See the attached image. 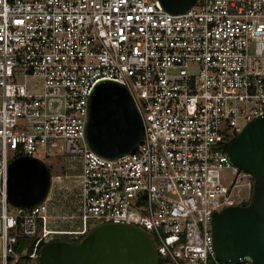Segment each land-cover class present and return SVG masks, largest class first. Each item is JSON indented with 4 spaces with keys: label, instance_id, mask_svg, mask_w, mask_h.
Returning <instances> with one entry per match:
<instances>
[{
    "label": "built area",
    "instance_id": "1",
    "mask_svg": "<svg viewBox=\"0 0 264 264\" xmlns=\"http://www.w3.org/2000/svg\"><path fill=\"white\" fill-rule=\"evenodd\" d=\"M103 80L125 86L142 123L118 157L86 138ZM263 113L264 0L176 13L159 0H0V264H38L40 245L103 223L145 230L162 264H252L216 259L211 220L252 201L254 177L225 147ZM22 155L78 162L75 228L49 227L52 177L38 204L8 202V164ZM23 237L33 247L18 253Z\"/></svg>",
    "mask_w": 264,
    "mask_h": 264
},
{
    "label": "water",
    "instance_id": "2",
    "mask_svg": "<svg viewBox=\"0 0 264 264\" xmlns=\"http://www.w3.org/2000/svg\"><path fill=\"white\" fill-rule=\"evenodd\" d=\"M170 12H182L196 0H159ZM142 123L134 102L122 84L99 81L89 102L86 138L101 156L118 157L135 149ZM238 169L254 177L252 201L225 207L212 216V239L217 260L264 264V113L255 117L226 144ZM50 172L36 157L22 155L7 168V200L28 208L43 201L49 191ZM154 240L132 224L103 223L77 241L52 240L42 245L38 264H158Z\"/></svg>",
    "mask_w": 264,
    "mask_h": 264
},
{
    "label": "rangeland",
    "instance_id": "3",
    "mask_svg": "<svg viewBox=\"0 0 264 264\" xmlns=\"http://www.w3.org/2000/svg\"><path fill=\"white\" fill-rule=\"evenodd\" d=\"M41 160L47 166L52 177L49 191L51 195L49 227L57 229L75 228L78 223L76 216L80 206L79 164L69 157H45ZM56 176H60V178L57 179Z\"/></svg>",
    "mask_w": 264,
    "mask_h": 264
},
{
    "label": "trees",
    "instance_id": "4",
    "mask_svg": "<svg viewBox=\"0 0 264 264\" xmlns=\"http://www.w3.org/2000/svg\"><path fill=\"white\" fill-rule=\"evenodd\" d=\"M243 206L244 205H247L246 203H243L242 204ZM65 240H68V241H77L78 239L76 240H71V239H65ZM33 243H34V239H31V238H19L17 243L14 245V248L15 250L18 252V253H22L24 250H26L27 252H30L32 250V247H33ZM44 245V244H42ZM40 245L39 248L42 246ZM163 260L162 259H159V263L158 264H162ZM16 264H26V259L25 257H22Z\"/></svg>",
    "mask_w": 264,
    "mask_h": 264
},
{
    "label": "crops",
    "instance_id": "5",
    "mask_svg": "<svg viewBox=\"0 0 264 264\" xmlns=\"http://www.w3.org/2000/svg\"><path fill=\"white\" fill-rule=\"evenodd\" d=\"M10 262H11V263H10ZM10 262H9L10 264H14L12 261H10ZM9 263H8V264H9Z\"/></svg>",
    "mask_w": 264,
    "mask_h": 264
},
{
    "label": "flooded vegetation",
    "instance_id": "6",
    "mask_svg": "<svg viewBox=\"0 0 264 264\" xmlns=\"http://www.w3.org/2000/svg\"><path fill=\"white\" fill-rule=\"evenodd\" d=\"M250 202H251V201H250ZM250 202H249V203H250ZM249 203H248V204H249ZM241 206H243V205H241Z\"/></svg>",
    "mask_w": 264,
    "mask_h": 264
}]
</instances>
